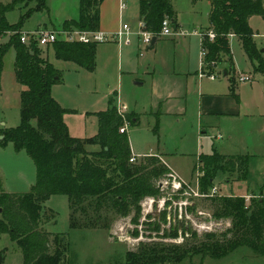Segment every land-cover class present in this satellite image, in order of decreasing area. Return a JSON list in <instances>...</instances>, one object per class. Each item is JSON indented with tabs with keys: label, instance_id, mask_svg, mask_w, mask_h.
Segmentation results:
<instances>
[{
	"label": "rangeland",
	"instance_id": "rangeland-1",
	"mask_svg": "<svg viewBox=\"0 0 264 264\" xmlns=\"http://www.w3.org/2000/svg\"><path fill=\"white\" fill-rule=\"evenodd\" d=\"M16 1L19 0H0V7L14 4L13 9L5 11V19L11 25L23 20L21 33L24 35L35 32L38 27L61 30L66 20H77L79 16V0H45L42 10L36 9L34 3L25 5ZM172 5L175 19L185 36L160 38L155 49L143 45L141 37L139 46L123 49L113 40L98 43L92 72L55 59L51 45L41 48L43 58L62 75L61 82L51 87V96L61 108L67 110L63 121L69 134L75 138L96 135V114L107 110L110 97L114 98L115 105L120 100V104L127 108V114L130 117L135 115L138 119L136 124H129L127 133H121V128L118 130L120 134L127 135L134 152L140 156H152L157 152L169 154L167 160L179 170L184 180L190 177L191 169L201 154L248 155L245 181H235L236 178L230 173H218L212 183L221 196L241 197L248 194V205L251 198H264V79L254 70L256 63L246 57L238 38L231 36L229 46L235 74L230 65L222 60L212 65L216 78L209 80L204 77L200 82L204 94L233 100L239 107V113L233 116L198 115V98H193L189 92L190 97L185 100V114L166 115L153 108L148 75L150 68H145L143 62H162L168 71L174 70L182 75L177 83L183 87L189 83V90L199 80L197 74L188 75L194 70L198 71V63L202 58L200 37L192 35V32L201 33L208 28L209 3L201 0L194 5L190 0H173ZM32 10L35 11L26 17ZM120 24L130 27L133 39L141 34L138 0L128 3L127 9L121 14ZM249 25L254 33L253 41L259 50H263L264 57V21L253 16ZM7 39L4 37L2 42L6 43ZM126 55L132 66L137 68L133 76L121 74L117 67L119 59L124 61ZM14 65L15 52L11 48L3 58L0 73V131L16 128L21 122L20 93L23 87L16 81ZM224 72H228L227 77L223 75ZM239 74L249 77L251 82L239 83ZM138 79L145 83L136 86ZM232 79L236 98L230 96L228 89ZM32 124L35 125V122ZM142 159L136 158L135 163ZM198 174L197 171L187 185L196 193L203 194L199 191ZM168 175L160 182L161 189L156 198H145L137 211L115 221L112 219L107 231L70 230L68 201L62 195L52 196L45 202L39 230L52 235H67L76 264H106L118 254L135 252L140 243L168 245L181 242L184 229L179 232V220L183 228L187 227L188 232H196L198 238L205 234L221 235L231 228L230 220L214 217L216 202L212 200L218 199L189 197L183 195L182 191H174L173 180ZM34 179L35 166L25 152H15L11 143L0 146V192L27 193L32 186H27V182L33 184ZM174 232L179 236L173 237ZM50 244L53 246L52 237ZM0 256H3L1 264H22L21 251L8 235H0ZM221 260L218 264H264V258L257 257L247 248H239L217 261ZM199 262V258L193 260V264ZM182 264L190 263L185 261ZM203 264L215 262L206 259Z\"/></svg>",
	"mask_w": 264,
	"mask_h": 264
},
{
	"label": "trees",
	"instance_id": "trees-1",
	"mask_svg": "<svg viewBox=\"0 0 264 264\" xmlns=\"http://www.w3.org/2000/svg\"><path fill=\"white\" fill-rule=\"evenodd\" d=\"M103 1L79 0L78 19L66 20L62 29L99 30V10ZM172 1L138 0V15L144 30L157 35L165 18L176 28ZM198 1L201 0H191L193 4ZM206 1L210 5L208 31H213L215 38L209 41L206 32H202L204 72L213 73V63L222 60L233 70L229 37L234 36L246 57L256 63L254 70L264 79L263 51L256 47L249 25L253 16L264 21V0ZM16 2L34 3L38 10L45 8V0ZM13 7L14 4L0 7V73L3 58L12 48L15 52L14 75L23 87L20 93L21 122L16 128L0 131L3 137L0 146L11 143L16 152L27 154L35 166V182L27 193L0 192V235H8L18 246L22 264H76L67 235L39 230L44 204L50 197L62 195L67 198L70 230L107 231L112 219L115 221L137 211L145 198H156L161 189L160 182L170 171L157 156L143 157L139 163L129 162L132 153L127 135L118 131L122 119L116 113L113 97L108 100L107 110L96 114V135L75 138L69 134L63 121L67 110L51 96V87L61 82L62 75L43 58L42 50L35 42L20 43L23 20L11 25L5 19V11ZM4 37H8L6 43L2 42ZM51 46L55 59L73 63L88 72L94 71L97 44L58 40ZM224 73L228 75V72ZM229 92L236 97L233 79ZM125 117L133 124L132 116L126 114ZM248 160V155L224 156L215 152L199 155L193 168L199 172V191L209 193L218 173H230L235 181H245ZM210 198L218 199L212 200L216 202L214 217L231 222L226 233L205 234L198 238L196 232L183 231L179 243H140L135 252L118 254L106 264H182L185 261L193 264L195 258L203 264L206 259L226 258L239 248H247L257 257L264 258V198H251L248 205L243 197ZM172 236L179 235L174 232ZM2 261L3 256H0V264Z\"/></svg>",
	"mask_w": 264,
	"mask_h": 264
},
{
	"label": "crops",
	"instance_id": "crops-1",
	"mask_svg": "<svg viewBox=\"0 0 264 264\" xmlns=\"http://www.w3.org/2000/svg\"><path fill=\"white\" fill-rule=\"evenodd\" d=\"M130 1H128V3ZM128 3H127V5H128ZM209 11H210V5H209ZM120 18H121V14L119 13L117 1L116 0H104L103 3L101 4L100 10H99V30L101 32H104L107 34L115 33L119 29ZM208 18H209V13H208ZM176 24H177V26H176L177 30L183 31L181 29L180 25L178 24L177 20H176ZM38 28H40V27H38ZM208 28H209V19H208ZM208 28L202 32H207ZM193 32H192V35H194ZM194 36H196V35H194ZM159 40H160V38L158 40H156L155 44L151 48L155 49L156 44ZM138 44H139V40L134 38L133 43H132L133 46L132 45L131 46L132 47L139 46ZM120 48L123 49V47H120ZM124 48H129V47H124ZM130 62H131V60L127 55L125 56L124 61L122 58L119 59V61L117 63V67L120 69L121 74L123 73L125 75L133 76L137 73V68L135 66H132V64ZM199 64H200V61L198 63V71L194 70L192 73H188V75H190V74H192V75L197 74L198 75L199 66H200ZM143 66L145 68H150V70H149L150 72L148 73V75L150 76V85H151V95H152L153 108H155L156 110H160L162 113H165L166 115L178 116V115L185 114V112H186L185 100L188 97H190V95H188V92L191 94V96L193 98H196V97L198 98V102H197V114L198 115H201V116L202 115H205V116H233V115L239 113V109H238L239 107L235 105V102L233 100L227 99L225 97L221 98V97L215 96L213 94H209V95L204 94L202 92V84L200 82L201 79L198 76H197L199 78L198 82L196 84H193V88L191 90H189L190 89L189 83H187L184 87L177 83L178 80L181 79L182 75L177 74L174 70H171V72L168 71L166 66L162 62H158L156 60H151L150 64L143 62ZM232 71L235 74L234 68ZM145 73L147 74V72H145ZM224 74L225 73H223V75ZM225 77H227L226 74H225ZM136 83H139V85H137ZM136 83H135L136 86H141L145 83V81L142 79H138V80H136ZM228 89H229V87H228ZM233 98H236V97H233ZM124 108H125V111L127 114V110H126L127 108L125 106H124ZM132 120H133V125L136 124L138 121V119L135 117V115H132ZM130 149H131L132 156H134L136 158H143V157L149 156V155H147V156L138 155L132 149V145L130 146ZM152 156H157L159 158V160L169 169L172 176L175 177L180 182L189 183L191 180L194 179V176H195V173L197 172V170L193 171V169H191L190 177L188 176V178L186 180H184L183 176L180 175L179 170L177 168H175L167 160V158L170 157L169 154L157 152ZM34 182H35V179H34ZM34 182H33V184H34ZM33 184L31 181L27 182V186L28 185L33 186ZM5 193L16 194L15 192H5ZM218 195H220L219 190H218ZM229 196H232V195H229ZM233 197H235V196H233ZM241 197H243L245 199V201L248 202L247 201V200H249L248 194L241 196ZM214 262H215V264H218V262H222V260L221 261H214ZM223 262H225V261H223Z\"/></svg>",
	"mask_w": 264,
	"mask_h": 264
},
{
	"label": "built area",
	"instance_id": "built-area-1",
	"mask_svg": "<svg viewBox=\"0 0 264 264\" xmlns=\"http://www.w3.org/2000/svg\"><path fill=\"white\" fill-rule=\"evenodd\" d=\"M118 3V9L119 13L122 14L124 10L127 9V3L130 0H116ZM141 22V21H140ZM145 26L144 23L141 22V34H137L136 39H140L143 45H146L150 47L153 37L159 39V38H165V37H179V36H185L183 31L177 30V28H173L171 26V21L167 18H165L162 21L161 24V30L157 35H153L150 32H147L144 30ZM194 35L199 36L200 40L203 39L204 35L203 33H196L193 32ZM206 38L209 41H213L215 38V33L213 31H207L205 33ZM19 40L21 44L27 45L30 42H35L40 48L48 47L49 45H52L58 40L67 42V43H79V44H98V43H105L109 42L110 40H113L116 42L120 47H129L133 43V35L130 34V27L126 24H120L119 29L113 33V34H107L104 32H101L100 30L97 31H80L78 29H72V30H47L39 28L35 32L30 34H22L19 33ZM202 58L200 59V66H199V72L198 77L200 79L202 78H208L209 80H214L215 74H207L204 72V53L201 52ZM141 57L142 54H139ZM239 83H250L251 79L249 77H245L241 74H239L237 78ZM116 113L118 116L122 119V126L120 127L121 133H127L129 122L126 120V111L123 105L120 104V101L116 102ZM130 163L136 162V157L132 156L129 160ZM199 177V174L198 176ZM168 178L172 179V189L174 191H182L183 195L186 196H194V197H215L218 196V189L212 188L208 194H198L195 190L191 189L187 183H182L179 180H177L175 177L172 176L170 173L168 175ZM153 199V198H152ZM186 204V203H185Z\"/></svg>",
	"mask_w": 264,
	"mask_h": 264
},
{
	"label": "water",
	"instance_id": "water-1",
	"mask_svg": "<svg viewBox=\"0 0 264 264\" xmlns=\"http://www.w3.org/2000/svg\"><path fill=\"white\" fill-rule=\"evenodd\" d=\"M156 40H157V38L153 37L150 47H152L155 44ZM224 76H225V74H224ZM136 84L139 85V83H136ZM2 138L3 137L0 136V140H2ZM178 229H179L180 233L182 232L183 229H184V231H187V227L183 228V224H182L181 220H179Z\"/></svg>",
	"mask_w": 264,
	"mask_h": 264
}]
</instances>
